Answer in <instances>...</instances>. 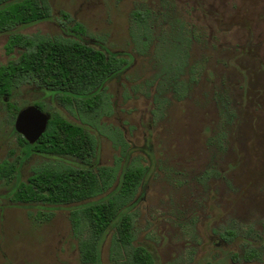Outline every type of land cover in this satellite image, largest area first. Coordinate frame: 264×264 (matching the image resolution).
Here are the masks:
<instances>
[{
	"label": "rangeland",
	"instance_id": "374dc122",
	"mask_svg": "<svg viewBox=\"0 0 264 264\" xmlns=\"http://www.w3.org/2000/svg\"><path fill=\"white\" fill-rule=\"evenodd\" d=\"M46 1L50 19L17 33L78 39L127 67L105 84L93 114L64 110L31 85L21 86L11 102L21 109L41 101L49 112L86 125L95 142L92 170L107 167L118 178L125 168L144 169L126 212L133 245L149 249L154 264H264V0ZM136 10L150 13L146 49L131 37ZM74 24L83 36L70 30ZM180 26L193 35V70L182 77L188 87L181 100L163 80L155 52L159 38L174 36ZM7 39L0 35V65L18 56L5 54ZM14 119L0 104V163H15L18 175L0 179V264H80L69 221L79 205L10 200L12 187L33 169L55 161L78 165L20 145ZM37 210L51 218H38ZM226 232L234 236L222 238ZM109 240L101 264H113Z\"/></svg>",
	"mask_w": 264,
	"mask_h": 264
},
{
	"label": "trees",
	"instance_id": "16d2710c",
	"mask_svg": "<svg viewBox=\"0 0 264 264\" xmlns=\"http://www.w3.org/2000/svg\"><path fill=\"white\" fill-rule=\"evenodd\" d=\"M149 15L148 11L139 10L131 15L134 23L131 37L142 49L149 44L146 26ZM50 17L46 0H0V35H8L4 51L7 56L18 54L15 59L0 65V104L12 117L19 108L11 99L23 85L34 86L64 110L75 107L83 113L93 114L103 103L101 92L105 84L127 67L124 59L78 39L29 37L16 32L17 28L44 22ZM70 30L78 36L85 34L79 24L72 25ZM175 33L172 37H160L155 52L163 80L181 100L188 87L182 77L187 70H193L188 65L193 35L183 26ZM34 105L48 111L41 101ZM49 113L46 131L34 145H29L20 136L18 143L32 153L67 159L78 166L55 161L33 169L24 182L12 187L11 202L51 208L79 205L71 210L69 221L72 235L77 240L80 264H101L102 245L109 235L113 264H154L149 249L133 245V221L126 212L141 186L144 169L125 168L118 178L114 170L107 167L92 170L95 142L86 125L72 123L58 112ZM17 177L15 163H0L1 180L10 182ZM114 182L116 187L106 197L90 201L108 191ZM37 211L38 218L45 221L51 218V213ZM224 236L230 239L234 234L226 232L221 237ZM251 257L250 253L245 259L251 260Z\"/></svg>",
	"mask_w": 264,
	"mask_h": 264
},
{
	"label": "water",
	"instance_id": "95a60500",
	"mask_svg": "<svg viewBox=\"0 0 264 264\" xmlns=\"http://www.w3.org/2000/svg\"><path fill=\"white\" fill-rule=\"evenodd\" d=\"M50 115L35 105L25 106L17 112L13 128L26 143L34 145L44 134Z\"/></svg>",
	"mask_w": 264,
	"mask_h": 264
},
{
	"label": "flooded vegetation",
	"instance_id": "af4514ba",
	"mask_svg": "<svg viewBox=\"0 0 264 264\" xmlns=\"http://www.w3.org/2000/svg\"><path fill=\"white\" fill-rule=\"evenodd\" d=\"M18 136H20L19 134H18ZM21 138H23L22 136H20ZM25 141V140H24Z\"/></svg>",
	"mask_w": 264,
	"mask_h": 264
}]
</instances>
